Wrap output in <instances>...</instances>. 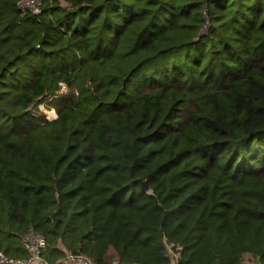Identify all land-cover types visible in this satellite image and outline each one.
Returning a JSON list of instances; mask_svg holds the SVG:
<instances>
[{
	"label": "trees",
	"instance_id": "trees-1",
	"mask_svg": "<svg viewBox=\"0 0 264 264\" xmlns=\"http://www.w3.org/2000/svg\"><path fill=\"white\" fill-rule=\"evenodd\" d=\"M30 229L46 264H264V0H0V250Z\"/></svg>",
	"mask_w": 264,
	"mask_h": 264
},
{
	"label": "built area",
	"instance_id": "built-area-1",
	"mask_svg": "<svg viewBox=\"0 0 264 264\" xmlns=\"http://www.w3.org/2000/svg\"><path fill=\"white\" fill-rule=\"evenodd\" d=\"M17 7L22 15L28 13L38 16L42 12V0H17ZM60 92L57 95L49 96L38 104V110L32 114L40 113L48 121L57 118L54 107L48 106L53 98L67 93V85L59 83ZM40 115V116H41ZM21 245L27 250L25 258H9L0 250V264H46L42 260V253L47 247L46 239L33 229L25 233L20 240ZM180 248L173 245H166V255L170 258V264H178ZM62 264H95L90 258L82 254L67 253L62 259Z\"/></svg>",
	"mask_w": 264,
	"mask_h": 264
},
{
	"label": "water",
	"instance_id": "water-1",
	"mask_svg": "<svg viewBox=\"0 0 264 264\" xmlns=\"http://www.w3.org/2000/svg\"><path fill=\"white\" fill-rule=\"evenodd\" d=\"M138 182H140L143 191L147 192L149 190V185L146 180L140 178L138 179Z\"/></svg>",
	"mask_w": 264,
	"mask_h": 264
},
{
	"label": "rangeland",
	"instance_id": "rangeland-1",
	"mask_svg": "<svg viewBox=\"0 0 264 264\" xmlns=\"http://www.w3.org/2000/svg\"><path fill=\"white\" fill-rule=\"evenodd\" d=\"M56 110V109H55ZM34 113V112H33ZM33 115H35V116H40L41 114L40 113H35V114H33ZM246 264H250L249 262L248 263H246Z\"/></svg>",
	"mask_w": 264,
	"mask_h": 264
}]
</instances>
